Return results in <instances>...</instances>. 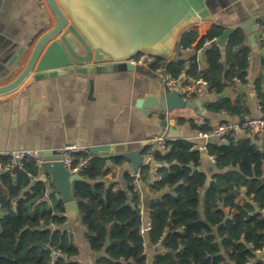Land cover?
<instances>
[{
	"label": "trees",
	"instance_id": "trees-1",
	"mask_svg": "<svg viewBox=\"0 0 264 264\" xmlns=\"http://www.w3.org/2000/svg\"><path fill=\"white\" fill-rule=\"evenodd\" d=\"M225 28L212 24L199 37L196 26L186 27L178 36L176 52L189 49L188 57H159L151 67H163L174 79L182 72L203 78L207 90L216 94L231 86L234 78L244 83L250 47L240 30L233 32L222 48L216 45L214 40ZM200 51L204 68L198 62ZM263 82L260 75L254 86L264 113ZM204 108L206 113L239 119L249 114L243 95L233 100L222 97L205 103ZM184 122L200 132L211 127L207 118L201 123L177 119L178 124ZM225 139L226 145L209 142L205 146L218 171L208 185L205 173L198 169L200 152L189 140L166 138L165 150L146 148L145 153L160 163V179L151 182V191L163 193L149 206L148 238L163 249L153 257V264H264L255 259V251L264 246V145L259 148L249 136ZM123 162L121 156H92L80 174L83 180L71 187L89 249L95 254L104 252L96 264H146L139 234L140 197L133 178L125 173L126 190L104 180ZM8 163L7 157H0V264H80L73 259L78 250L71 232L62 229L65 210L54 196L57 192L52 189L49 193L53 205L48 206L47 186L39 180L35 162L29 159L21 169H4ZM148 166L141 167L142 180ZM52 250L63 256L51 263Z\"/></svg>",
	"mask_w": 264,
	"mask_h": 264
},
{
	"label": "crops",
	"instance_id": "crops-1",
	"mask_svg": "<svg viewBox=\"0 0 264 264\" xmlns=\"http://www.w3.org/2000/svg\"><path fill=\"white\" fill-rule=\"evenodd\" d=\"M214 2L216 12L212 22L191 24L197 27L199 37L205 35L212 24H236L240 13H247L264 5V0ZM47 16H50V12L44 0H0V38L9 40V47L11 44L22 46L45 24ZM3 42L5 41L0 40V43ZM6 53V50L0 49V70L6 63ZM182 54H185L184 58L188 57L187 51ZM173 56H176V52L166 57ZM198 62L201 67H205L202 51L199 52ZM260 75L264 76V52L256 43L254 47H250L244 83L237 80L221 94L207 90L192 100L203 101L204 107L205 103L222 97L233 100L236 96L243 95L249 110L246 117H262L264 113L261 111L254 86L256 78ZM159 77L161 76L151 67H134L133 71L110 72L86 78L78 75H59L34 82L28 78L15 91L0 96V154L18 150H61L67 144L90 148L99 144L146 139L154 143L152 140L158 137L160 132L159 125L153 118L142 114L137 109L136 102L148 92L154 94L164 87L163 82H159ZM178 118L192 119L196 123H201L203 118H207L211 125L217 120L236 121L239 118L224 113H206L204 116H198L191 108L176 109L169 114V122L179 127L180 138L192 142L195 149L196 146L204 147L197 149L200 152L198 169L205 173L208 185L218 171L214 162L209 159L205 148L207 142L198 136L200 131L192 129L188 122L178 124ZM246 136L259 148L264 145L262 134H251L241 128L230 134L229 138L237 141ZM258 137L261 139H257ZM225 141L226 139H212L209 142ZM152 147L157 148L155 143ZM144 155L149 157V153ZM125 163L124 160L121 166L115 167L114 175L109 174L104 180L106 184L113 183L115 188L126 190L125 173L133 178L135 190L140 197L141 220L144 222L149 218L150 203L163 194H155L150 188L151 182L155 180L154 164L157 162L149 160V170L144 180L139 177L142 168L136 175H131ZM52 191L47 188L45 195L46 204L50 207L53 203L48 195ZM54 196L59 198L58 193ZM67 222L68 218L63 226ZM69 231L78 250L73 259L80 264H96L97 257L104 252L95 254L89 249L80 218ZM143 248L146 264H153V257L163 251L160 243H150L148 234Z\"/></svg>",
	"mask_w": 264,
	"mask_h": 264
},
{
	"label": "water",
	"instance_id": "water-1",
	"mask_svg": "<svg viewBox=\"0 0 264 264\" xmlns=\"http://www.w3.org/2000/svg\"><path fill=\"white\" fill-rule=\"evenodd\" d=\"M50 16L28 41L19 46L0 38V49L6 50L4 67L0 70V96L15 91L26 79L40 81L59 75L81 78L110 72L133 71L127 61L139 54L170 56L176 52L179 34L193 23L213 21L214 0H44ZM264 24V5L239 14L236 24L226 26L214 40L224 46L233 32L240 30L247 45H256V23ZM216 24V23H215ZM178 59L185 54L176 52ZM159 82L162 83L161 77ZM92 85V80L89 81ZM137 109L159 125V137L180 138L179 127L169 122L176 109L191 108L198 116L205 111L203 101H185L179 86L171 91L165 87L157 93H147L136 102ZM264 137V132L262 133ZM225 145L227 142H223ZM148 139L114 144H99L88 148L92 156H121L131 175L149 165L144 155ZM63 150H44L39 180L54 189L63 203L68 222L63 230H71L79 221L76 202L71 192L74 182L82 181L62 164ZM16 169V168H15ZM196 170V168H193ZM130 204L129 201L126 202ZM165 237V236H164ZM264 261V251L255 254Z\"/></svg>",
	"mask_w": 264,
	"mask_h": 264
},
{
	"label": "built area",
	"instance_id": "built-area-1",
	"mask_svg": "<svg viewBox=\"0 0 264 264\" xmlns=\"http://www.w3.org/2000/svg\"><path fill=\"white\" fill-rule=\"evenodd\" d=\"M256 42L259 48L264 52V24L256 23ZM210 42H206L205 45H209ZM186 51H189L187 49ZM159 57L149 54H139L129 59L127 63L133 65L134 67H148L150 68L152 64L157 62ZM152 68V67H151ZM154 72L161 76L164 87L167 91H171L175 86H179V95L185 101L192 100L194 97L200 96L207 91V82L203 78H192L187 76L185 73H180L177 79L172 78L169 74L164 73L163 67H156ZM233 81H237L236 78ZM203 116L206 111H201ZM244 129L247 132L255 135H261L264 132V116L258 118H248L237 119L236 121H221L217 120L211 125L210 129L207 131L199 132L198 136L205 142H209L212 139H225V137L230 136L237 129ZM165 137H156L152 141L155 143L158 149L165 150ZM198 150L203 149L202 146H196ZM62 154V164L71 173L81 174V172L87 168L92 158L89 153V149L86 146H79L77 144H67L61 149ZM37 151L35 150H18L12 152H5L0 154V157H7L9 160L8 165L4 169L17 168L21 169L23 163L26 160H33L37 167L40 169L41 159L37 157ZM149 160L152 158L149 156ZM209 159L214 162V158L209 156ZM160 163L154 164L155 170V180H159L160 176L157 174V168ZM1 170V165H0ZM151 230V219L147 218L146 221H142L139 226V234L143 238V246L145 244L146 236ZM264 251V246L260 250H256L255 253H260ZM57 256H63L60 251L52 250L51 259L52 263L54 258Z\"/></svg>",
	"mask_w": 264,
	"mask_h": 264
}]
</instances>
